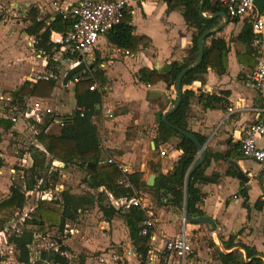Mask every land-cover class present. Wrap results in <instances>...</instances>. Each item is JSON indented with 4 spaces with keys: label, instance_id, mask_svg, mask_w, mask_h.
Wrapping results in <instances>:
<instances>
[{
    "label": "trees",
    "instance_id": "trees-1",
    "mask_svg": "<svg viewBox=\"0 0 264 264\" xmlns=\"http://www.w3.org/2000/svg\"><path fill=\"white\" fill-rule=\"evenodd\" d=\"M167 4L168 12L181 11L182 16L189 28H193L196 32L193 35L192 47L188 52L187 58L183 62H172L168 67L169 71L161 73L155 69H141L137 78L138 81L146 86H155L160 82L167 84L168 89L175 87L178 76L187 68L194 65L199 58L198 41L199 38L206 32L216 29L221 24L222 17L220 13H226L224 7L219 0H205L203 6L202 17L199 14V9L202 0H160ZM39 15V11L31 9L29 16L34 18ZM218 15V16H216ZM234 20L232 22H238ZM69 22L56 17L50 20L49 17H43L40 22H35L30 28L26 29L28 36L36 37L39 41L38 50H42L49 57V69L54 66H59L55 61V51L53 44L50 43L52 32H66L69 29ZM135 28L132 26V18L129 12H126L122 23L107 34V39L110 44L128 54H136L140 46H148L150 40L146 37L135 36ZM212 34L208 36L203 45L204 58L199 67L188 72L181 81V88L192 85L195 81L202 78L208 72L209 68L218 70L219 73L225 74L228 70V55L230 48L224 39L213 38L210 45L207 41L214 37ZM235 40L241 42L246 47V52L241 55L237 54L238 61L244 66H248L251 70L255 69L260 57L261 48L254 45L255 35L253 26L249 19L244 21L243 28ZM99 63L94 62L90 68V73L85 75V78L76 84L74 87V98L76 107L72 114L62 116L61 120L64 126L61 129L60 135H39L40 142L45 145V151L35 148L34 153L27 152L33 160L32 168L27 172V179L23 184L27 191L33 190L38 181L43 179L42 174L46 171V154L52 155L57 161L69 164H79L87 173V185L96 191L101 188L97 201L95 199H87L86 197L74 196L71 193L64 192L62 194L61 204L63 211L59 212L56 208L51 207L49 202L41 201L38 204L37 210L32 214L31 221H25L24 228L16 235L11 237L10 242L19 252L18 261L21 264H30V246L34 240V232L32 229L26 228V224L43 228L56 227L59 232L63 233L68 222H73L87 207H93L97 204L100 212L103 214L107 222H111L116 216L123 215L129 229V236L141 256L142 263L146 264L148 252L151 248V233L150 235L141 236L140 224L145 221L146 214L139 208H132L128 212H123L117 208L109 198V203L104 204L103 197L111 194L114 199H131L135 194L132 189L124 188L121 183L125 177L121 170L114 164H107V156L102 147L99 130L94 117L100 113L102 104V93L100 91H91L90 88L94 84H99L100 87L105 84L103 72L99 69ZM54 76L45 81H38L36 84L26 82L15 91H8L6 94L13 99H23L24 97H39L50 98L54 93L59 74L54 71ZM58 74V75H57ZM195 95L192 91L186 90L183 92V100L179 108L167 117V122L164 121V113L167 106L164 100L156 102V107L160 112V121L157 128V142H168L172 137L180 139L177 149L182 151V157L175 164L173 170L168 174L155 171L158 176L153 187L147 186L143 181V175L140 172L131 173L128 180L136 191H155L154 198L162 205L171 206L181 209L185 203V191L181 189L186 187L187 175L193 167L199 149L195 143L178 132L177 129L183 130L194 136L202 145L206 144L205 136L194 133L188 129V112L190 110V101ZM178 97L172 101V106L177 103ZM200 100L203 101L204 109H214L218 105L225 106L227 101L215 95H202ZM79 109H84L85 114ZM1 124L11 127V123L6 120H0ZM209 153L206 161L202 166L195 170L190 179L189 185V211L192 217H204L205 213L200 209L203 203L204 195L199 188V185L213 183L214 180L205 175V170L209 165ZM3 164L0 160V167ZM30 173V174H29ZM245 187L241 191L243 196V206L246 208L249 202L248 188ZM23 186L13 184L10 188V196L0 203V215L9 210H22L25 206L26 198L22 192ZM46 190L49 188L48 181L44 179L41 186ZM165 199L164 203L161 202ZM254 207L258 211H262L264 207V195L257 200ZM0 220V226H1ZM28 222V223H27ZM2 232V229H0ZM225 249L221 251L219 245L214 243L216 263L215 264H264V255L259 253L256 248L250 247L243 243H236V236H230L227 241H223L219 237ZM67 248L59 247V251L42 252L41 261L53 262L55 264H69V260L63 254ZM230 251V252H228ZM5 259L0 256V264Z\"/></svg>",
    "mask_w": 264,
    "mask_h": 264
},
{
    "label": "crops",
    "instance_id": "crops-1",
    "mask_svg": "<svg viewBox=\"0 0 264 264\" xmlns=\"http://www.w3.org/2000/svg\"><path fill=\"white\" fill-rule=\"evenodd\" d=\"M63 1L77 2L79 0ZM126 1L128 2L127 10L132 18V26L135 28L134 35L148 38L150 40L149 45L140 46L136 54H128L110 44L107 36H105L101 38L94 52L93 63H99L98 67L105 77L103 91H107V94L102 93V96H104V100L107 102L106 106L115 109L120 106L130 105L132 109L140 111L145 117L148 118L149 116L151 118L149 123L151 125L155 124L157 130L160 121V112L156 107V102L164 100L167 106V110L164 113H169L175 107L172 106V101L178 97L176 89L175 87L168 89L167 84L164 82H160L155 86H146L138 81L137 74L143 68L155 69L161 73H165L169 71L168 66L172 62H183L185 58H187L188 52L192 47L193 35L196 30L187 26L181 11L168 12L167 4L160 0ZM48 2L49 0H26L24 6L30 7V10L36 9L38 11L39 7L47 5ZM13 6L20 7V5ZM204 15L206 16V14ZM244 21L245 20H242L236 23L230 20L228 25L219 32L212 33L215 36L207 41L208 45H210L213 38H221L227 42L230 48L227 72L221 74L218 70L209 68L208 72L204 74L202 78L198 79L190 86H185L182 91L190 90L195 95L190 101L188 129L207 138L205 148L207 157L209 153L210 162L205 170V175L214 180L213 183L199 185L204 195L200 209L206 216L214 219L217 224V232L220 234L219 237H222L223 241H227L230 236H236V243H243L250 247H254L259 253L264 255V207L262 211H258L254 207L257 200L264 195L261 193L264 189V174L260 175V195L254 197L252 196L253 188L251 181L255 175L252 174L251 164H249L250 161H254L245 159L241 154V138L247 127L258 120L260 108L262 106V97L250 82L249 75L252 71L251 68L240 64L237 57V54L243 55L246 52L244 44L235 40L243 28ZM224 23L225 19L222 17L220 26ZM28 37L30 36L27 35V40ZM260 48L261 55L259 59L264 61V35L263 44ZM57 68H59V66ZM6 93L7 92H1L0 97H10ZM202 95L218 96L227 101L228 104L225 106L218 105L214 109H204L203 101L200 100ZM53 98L52 94L50 98L46 99L29 97L27 100L29 103L43 102V105H48V107L51 108ZM149 112L152 115L145 114ZM111 114L110 116L112 117V111ZM113 118L114 119L111 121L117 120V125L114 127V130H112L114 125H108V127H111L109 134H111L112 138L110 144H113V147H110L107 143L106 145L113 150L114 153H117L115 157L117 160L131 167L133 173L134 156H136V158L140 156H137L138 150L133 151V149L139 146L140 143L146 144L147 137L145 135L140 138V140H137L131 147L130 151L123 152L124 146L127 145L126 125L133 117H131V113H126L116 119L115 117ZM147 118L144 120H149ZM1 120L5 119L1 117ZM135 123L137 125L140 124V122L137 121ZM18 125L19 124H11V126L15 127ZM61 129L62 128H60V132ZM60 132L58 135H60ZM151 134L152 140L148 141L149 150H144L142 153V157L145 160V171L148 172V175L144 176L146 184L150 175H156L157 180L158 174L154 171L155 169L163 174L171 172L183 154L182 151L177 149V145L180 142L179 138L172 137L166 143L159 141L156 146L155 141L157 139V133L152 130ZM116 137L119 138V142ZM37 148H39L38 145ZM26 159H29V163L33 162L28 154ZM261 170L264 172L260 166V171ZM239 171H242L244 175L250 178L248 184L242 182L238 178ZM61 176L64 177L63 172ZM242 183L248 188L249 202L246 208L243 206L244 200L241 191L244 190L245 187L242 186ZM103 190L104 189L101 188L99 191ZM181 191H185L184 188L181 189ZM147 196L151 198L150 200L153 204V218L155 221L153 234L155 241L151 243V251L155 253V255H160L161 251H163V236L175 238L184 228L188 234L192 236L194 231L200 229V225L198 224H188V222L185 225L183 224L184 207L178 209L165 206L153 199L154 197L152 195L148 194ZM61 200L62 195L61 199L56 198L55 201L61 202ZM164 201L165 199H163V201L161 200L163 203ZM49 203L51 204L53 202ZM23 211H26V208H23ZM32 213H34V211ZM30 216L29 213L28 217L22 221L23 223L21 225H24L26 219H31L32 217ZM118 216L124 218L123 215ZM256 216L260 218V221H257ZM115 222V218L111 222L104 221V227L106 225L108 228H112L111 233H109L108 238L105 240V246L111 248L113 246L110 245L117 244L113 247L117 248L122 245L127 246L133 244L129 236V229L126 221L124 224L125 228L121 227L120 232L123 233V229H125L127 242L122 244V241L115 242L113 240L114 233L120 230L118 226L119 229L117 231V226L114 225ZM66 227H69V222ZM71 230L74 231V233L71 234H75L78 231L74 229ZM219 237L218 240L220 241ZM218 240H214V242L218 243ZM219 243L221 251L225 252L222 242L220 241ZM60 246L63 245L61 242H58L54 251H59ZM88 250L94 252L95 249ZM68 251L69 249H67L63 255L69 260ZM113 251L114 249L111 250L108 255L104 253L101 254L98 258V264H106V258L111 257ZM103 252H105V249ZM208 255V250L204 252L200 251L198 253L199 263L208 264V259H206ZM39 260L43 262L41 261V256ZM102 260L103 262H101ZM132 261L134 262L132 264H138L135 258L129 260V262ZM2 263L7 264L6 262ZM30 264L36 263L30 261ZM86 264L91 263L87 262ZM162 264H176V262L172 258L166 256Z\"/></svg>",
    "mask_w": 264,
    "mask_h": 264
},
{
    "label": "rangeland",
    "instance_id": "rangeland-1",
    "mask_svg": "<svg viewBox=\"0 0 264 264\" xmlns=\"http://www.w3.org/2000/svg\"><path fill=\"white\" fill-rule=\"evenodd\" d=\"M25 1L26 0H0V93L17 90L26 82L35 84L33 80L38 81L39 76L44 75V73L56 71L59 74V78L57 88L53 93L54 98L52 100L51 108L54 111V116L59 119L61 115H70L75 110L76 103L74 98V88L72 89L63 86V80L67 73L64 66L60 65L59 68H57V66H54L53 68L52 66L51 69L45 70L41 60L37 58L35 51L28 46L25 28V11L29 10L30 7L27 8L24 6ZM13 5H20V9L14 10L15 7ZM84 78L85 76H83V79ZM97 85V91L107 94V91H103L104 86L100 87L99 84ZM106 104L107 102L104 100V96H102L101 108L99 107L100 113L94 117V122L99 130L104 152L107 158L111 157L116 159L115 157L117 153H114L113 150L107 147V145L113 147V144H110V142H112L111 134H109L111 127H108V125H114L112 129L114 130V127L117 125V120L111 121L114 119L113 117L116 119L122 114L131 113V117L133 118L130 122H127L126 125L127 145L124 146L122 151H130L135 142L146 135V144L140 143L139 146L133 149V151L138 150L137 156L140 155L138 158L134 156L135 161L133 173L140 172L143 175L142 179L144 181V176L148 175V172L145 171L146 166L142 153L144 150H149L148 141L152 140V130L157 133L156 126L155 124L151 125L149 123L151 120L149 116L148 118L145 117L140 111L132 109L130 105L120 106L121 108L113 109L106 106ZM109 111L113 112L112 117L110 116ZM145 114L152 115L150 112ZM52 117L53 116H49L46 118L47 123L44 125H38L35 129H32L31 126L24 122H20L16 127H8L7 125L0 123V160L4 167V174L0 176V203L10 196V188L13 184L18 183V185L21 184L24 186L22 181L13 179V177L11 178L9 169L13 167L19 169V165L26 160L27 152L34 153L37 145L41 151H45V145L40 142L39 136L35 134V130H38L39 134L44 133L45 135L53 136L59 134L61 127L56 123L50 124ZM146 118L149 120H144ZM136 121L140 122V124L137 125L135 123ZM117 141L119 142V138ZM45 159L46 171L42 174L43 181L44 179L47 180L49 187L64 186L63 189L60 188V191L57 194L55 193L56 198L61 199V195L64 192H70L74 196L86 197L87 199L93 198L97 201L101 191L93 190L87 185L85 181L87 180L88 175L84 168L80 167L79 164L66 165L65 168L62 169L64 173L63 177L59 176L56 172L50 174L52 161H57V159L50 154H46ZM249 164H251L252 174L255 175L251 181L253 188L252 196L256 197L259 196L261 192L259 181L261 180L260 175L264 174V172L262 170L260 171V166L258 164L251 161ZM154 171L159 172L156 169ZM261 193L262 195L264 194V189ZM139 194H150L154 197L155 191L145 190L142 192L140 191ZM26 198L24 209L26 208V212H35L39 204V202H37V193H34L29 197L26 196ZM103 199L104 204L109 203L108 196L103 197ZM58 201H54L50 206L56 208L59 212H62V204ZM32 212L30 213V217H32ZM23 217V209L9 210L0 215V220L2 221L0 226V229H2V232L0 233V256L5 259L4 262L7 264H20L18 262L19 252L10 242V239L24 228V225H21L23 223L21 220ZM256 217L257 221H260V218H258V216ZM31 219L28 218L26 221H31ZM115 220L116 222L114 225L117 226V231L119 229L118 226L120 227V230L117 232L118 234L114 233L113 240L115 242L122 241V244H125L127 242L126 231L123 229V233L120 232L121 227L125 228V219L116 216ZM104 221L106 220L95 203L93 207H87L81 214H79L75 221L69 222V227H66L63 233L59 232L56 227L45 225L41 228L26 224V228L32 229L34 232V240L30 246V261H33L36 264H55L50 261L40 262L39 259L42 252L53 251L55 247H57L58 242H61L64 248L67 247V249H69L68 254L70 257V264H86L87 262L98 264V258L100 255L103 253L107 255L110 254V251L115 249L113 247L117 245H110L113 246L111 248L107 246L109 249L105 246V240L108 238L109 233H111L112 228H108L106 225L104 227ZM70 228L78 231L75 234H71L69 233L71 230ZM219 236L220 234H218V232L211 233V228L208 225L201 224L200 229L194 231L190 237L197 254L200 251L204 252L208 250L209 255L206 257V259H208V264L216 263L213 242L214 240L217 241ZM219 242L220 241L218 240V243H215L219 245ZM88 249L95 250L94 252H90ZM104 249L105 252H103ZM106 260V264L115 263L111 257H107ZM199 260L201 261L200 258ZM132 263L134 262L124 260L119 261L117 264Z\"/></svg>",
    "mask_w": 264,
    "mask_h": 264
},
{
    "label": "built area",
    "instance_id": "built-area-1",
    "mask_svg": "<svg viewBox=\"0 0 264 264\" xmlns=\"http://www.w3.org/2000/svg\"><path fill=\"white\" fill-rule=\"evenodd\" d=\"M219 2L224 7L230 20L242 21L249 19L251 21L255 35L254 45L261 47L264 35V15L258 13L255 0H219ZM19 9L20 7L14 8V10ZM127 9L128 2L126 0H79L77 2L49 0L47 5L38 8L39 15L34 18L29 16L30 8L25 11V28L28 29L35 22H40L43 17H49L50 20L60 17L62 20L69 22V29L66 32H52L50 43L54 46L55 61L59 63V66H64L66 72L81 65L86 66L85 70L74 75L65 86L73 89L83 79V76L90 73L94 60V52L101 38L107 36L110 31L122 23L125 13L128 12ZM38 44L39 41L36 37H28V46L35 51L37 58L41 60L45 70L49 69L50 59L42 50L37 49ZM52 76H54L53 72L44 73V75L39 76L38 81L48 80ZM249 76L254 89L262 97V106L258 120L247 127L241 138V154L245 159L259 164L264 170V61L262 59L258 60L255 69L251 71ZM38 81L33 80L35 84ZM90 90H98V85L94 84ZM28 98L13 99L12 97L1 96L0 116L12 125L24 122L31 126L32 129H35L38 125H44L47 123L46 118L53 116L50 124L56 123L61 128L64 126L61 117L58 119V117L54 116L52 108L48 107V105H43V102L29 103ZM79 110L82 116H84L85 110ZM109 114H111V111H109ZM35 134L40 135L38 130H35ZM28 160L23 161L19 165V169L15 167L9 169L11 178L18 179L23 183L26 182L27 172L33 165V162L29 163ZM106 163L114 164L121 170L125 177L121 185L126 189H132L135 194L129 200H116L111 194H108L110 200L117 208L122 209L124 213L132 208H139L144 211L146 219L139 226L140 234L144 237L150 235V230H154L155 225L152 201L147 195H140L129 182L128 176L132 173L131 167L111 157L107 158ZM64 168V163L52 161L50 174L56 172L61 176L62 169ZM1 175H3V166L0 167ZM42 184L43 179L38 181L37 186L33 190L27 191L24 187L22 192L25 194V198L37 193V202H54L56 200L55 193L59 192L60 188L63 189V186H50L44 190L41 188ZM31 212L23 211L24 217L21 220L24 221ZM186 223L187 221L184 218L183 224L185 225ZM70 233H74V231L71 230ZM190 237L185 228L175 238L163 236V251H161L160 255H155L150 248L146 264H162L166 256L172 258L176 264H200L198 254L193 247ZM154 241L155 237L152 232L151 243ZM111 258L116 264L119 261H129L131 258H135L138 264L142 263L141 256L138 255L133 244L115 248L113 254H111Z\"/></svg>",
    "mask_w": 264,
    "mask_h": 264
},
{
    "label": "water",
    "instance_id": "water-1",
    "mask_svg": "<svg viewBox=\"0 0 264 264\" xmlns=\"http://www.w3.org/2000/svg\"><path fill=\"white\" fill-rule=\"evenodd\" d=\"M204 3H205V0H202L201 6H200V9H199V14L202 17H206L203 14V6H204ZM255 6H256V9H257L258 13L260 15H263L264 14V0H255ZM216 16H218V15H216ZM219 16H221V17H223L225 19V23L223 25H221L220 27H218L217 29H215L214 31H209V32L204 33L199 38V41H198L199 58H198L197 62L194 65H192L191 67L185 69L178 76V78L176 80V84H175L176 85L175 86V89H176V92H177V95H178V101H177V104L175 105V107L167 115L164 116V121L165 122H167V117L170 114H173L179 108V106L182 103V100H183V91H182V88H181V81H182L183 77L188 72H190V71L196 69L197 67H199L201 65L202 61H203V58H204V54H203V43H204V41L207 39V37L210 34L219 32L222 28H224L230 22V19H229L228 15L226 13H220ZM85 69H86V66L85 65H81L78 68H75V69H72V70L68 71L67 74H66V76L64 77L63 85L66 86L68 84V81L74 75L82 72ZM177 130L182 135H184L185 137H187L188 139H190L193 143H195L196 146L199 149V153H198L197 159H196L193 167L191 168L190 172L187 175L186 187L184 188L185 193H186L185 203H184V218H185V220L188 223H193V224H198V225H201V224L208 225L211 228V232L212 233H215V232H217V224L214 221V219H212L209 216L196 217L195 218V217H192L191 216L190 211H189V185H190V179H191V176H192L193 172L195 170H197L200 166H202L204 164V162L206 161V158H207V151H206V148H205L206 144L205 145H202L197 138H195L194 136H192L191 134H189L186 131H183V130H180V129H177ZM238 178L242 182H244L246 184H248L250 182V178L247 177L246 175H244L242 173V171H239ZM155 183H156V175H150L148 177V179H147V185L149 187H153L155 185Z\"/></svg>",
    "mask_w": 264,
    "mask_h": 264
}]
</instances>
